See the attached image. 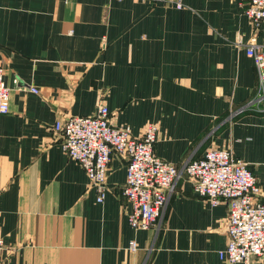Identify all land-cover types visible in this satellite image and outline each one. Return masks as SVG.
<instances>
[{
    "label": "crops",
    "instance_id": "1",
    "mask_svg": "<svg viewBox=\"0 0 264 264\" xmlns=\"http://www.w3.org/2000/svg\"><path fill=\"white\" fill-rule=\"evenodd\" d=\"M249 3L0 0L10 90L0 114V264H231L218 257L227 202L212 207L182 175L156 224L133 231L126 160L111 153L98 203L54 125L92 117L102 104L110 123L134 137L156 125L154 153L177 168L209 149L229 150L264 205V104L245 53L252 37L264 53V22L257 30L247 19Z\"/></svg>",
    "mask_w": 264,
    "mask_h": 264
},
{
    "label": "built area",
    "instance_id": "2",
    "mask_svg": "<svg viewBox=\"0 0 264 264\" xmlns=\"http://www.w3.org/2000/svg\"><path fill=\"white\" fill-rule=\"evenodd\" d=\"M140 1L173 2L177 9L181 8V0ZM244 14L258 30L264 22V0H250ZM245 53L256 70V101L264 104V53L255 37L245 45ZM3 78L4 70L0 67V114L9 111L10 90ZM31 91L36 92L32 88ZM54 131L61 139L63 152L79 163L94 185L98 203L105 198L111 153L126 160L122 194L130 205L127 221L133 231H146L156 224L167 193L183 175L193 181L194 192L212 207L227 202V243L218 252L219 259L231 264H251L253 258L264 257V205L258 202L260 187L247 165L235 159L229 150L209 149L201 158L190 159L177 168L154 153L156 125L147 124L143 135L134 137L129 127L110 123L108 109L102 104L92 117L56 122ZM136 248V242L130 241L128 249Z\"/></svg>",
    "mask_w": 264,
    "mask_h": 264
}]
</instances>
